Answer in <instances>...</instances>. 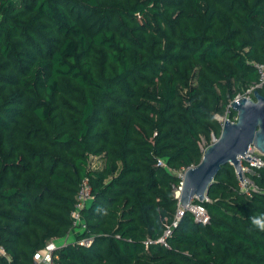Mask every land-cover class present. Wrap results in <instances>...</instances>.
<instances>
[{
	"label": "trees",
	"instance_id": "1",
	"mask_svg": "<svg viewBox=\"0 0 264 264\" xmlns=\"http://www.w3.org/2000/svg\"><path fill=\"white\" fill-rule=\"evenodd\" d=\"M254 61L264 0H0V264H34L68 234L84 177L77 239L91 242L59 247L56 264H264V193L240 192L231 164L192 199L207 223L187 211L168 247L144 245L176 211L171 170L199 163Z\"/></svg>",
	"mask_w": 264,
	"mask_h": 264
},
{
	"label": "water",
	"instance_id": "2",
	"mask_svg": "<svg viewBox=\"0 0 264 264\" xmlns=\"http://www.w3.org/2000/svg\"><path fill=\"white\" fill-rule=\"evenodd\" d=\"M235 122L225 120L214 142L206 147L199 163L188 168L182 179L178 201L186 207L193 198L203 201L209 185L223 165L231 164L244 183L243 168L238 156L255 161L247 155L251 145L264 156V95L254 91L253 99L241 98L232 102ZM257 162V161H256ZM50 264H56L51 260Z\"/></svg>",
	"mask_w": 264,
	"mask_h": 264
},
{
	"label": "built area",
	"instance_id": "3",
	"mask_svg": "<svg viewBox=\"0 0 264 264\" xmlns=\"http://www.w3.org/2000/svg\"><path fill=\"white\" fill-rule=\"evenodd\" d=\"M253 67L257 71L258 79L255 82H252L249 86L245 88V90L242 92V94H236L234 98L227 104L226 106V118L223 119L222 123L225 120H229L230 122H235L237 119V115L234 117H230L231 110H234L232 107L233 101H238L241 98H251L253 99V94L255 90H258L260 88H264V63L254 61L252 62ZM203 152V151H202ZM247 155L252 158L255 161H251L246 159L243 155L238 156L237 158L241 161V166L243 168V178L244 183L241 181L240 174L235 172V176L237 179V185L240 192L244 193L247 196H252L254 193H264V187L259 186L257 183L253 180V175L258 176V170L262 167H264V156L262 153L256 149L253 145L250 146ZM92 158L97 157H90L89 163L91 167L98 166L95 165ZM257 161V162H256ZM156 164L161 167H166L167 169L171 170L168 165H166L162 160L157 159ZM190 167L187 168H181L177 174L178 181L177 183L173 184V190L177 194L175 198L178 200V195L182 187V179L184 172ZM91 199V184L88 179V177H84L78 186L77 192L74 196V203L71 210V220L72 224L68 231V234L65 236L66 240L64 241L63 245L69 242H76L78 244H89L91 242V239L88 237L78 238L77 236L80 235V233L84 232L87 228L86 223L83 219V216L81 214V210L87 205V202ZM204 200H208L207 196H205ZM190 212L193 215V218L196 222L205 224L208 222L209 215L201 203L196 202H190L186 207H182L178 201L176 211L174 213L173 218L169 222H165L164 229L162 231L161 236L158 238L152 239L147 238L144 240V245L147 248L149 245H155L159 244L164 247H168V237L171 236L172 230L174 227L177 226L178 222L180 221L181 217L185 212ZM72 236V240L68 241V238ZM62 245V246H63ZM59 245L56 244V238H52L49 241H47L42 248L37 250L33 254V259L35 261L34 264H40V262H46L52 260V255L55 250H57ZM0 255L8 258L5 249L2 245H0Z\"/></svg>",
	"mask_w": 264,
	"mask_h": 264
},
{
	"label": "rangeland",
	"instance_id": "4",
	"mask_svg": "<svg viewBox=\"0 0 264 264\" xmlns=\"http://www.w3.org/2000/svg\"><path fill=\"white\" fill-rule=\"evenodd\" d=\"M191 75L192 76L190 78V81L192 83H194L195 80H196V74L195 73H192ZM242 92H243V90H241V87L236 89V94H238V93L239 94H242ZM226 116L227 115H226L225 109L222 112H216V113H214V117L217 119V121L219 122L220 125H221V122L223 121V119L226 118ZM215 138H217V137H216V135H215V133L213 131L210 132L209 138L207 137V135H201L200 138H199V146H200L201 151H203L206 147H208L211 143H213L214 140H215ZM92 159H93V162H94L95 165H100V162H98V157L97 158H92ZM179 170L180 169H172L171 171H172L173 174H175L177 176V174L179 173L178 172ZM172 191H173L174 197L177 196V194L173 190V187H172ZM50 239H52V238L47 239L45 241V243L47 241H49ZM56 244L59 245L60 244V241L58 240L56 242ZM50 263H51V261L40 262V264H50Z\"/></svg>",
	"mask_w": 264,
	"mask_h": 264
},
{
	"label": "crops",
	"instance_id": "5",
	"mask_svg": "<svg viewBox=\"0 0 264 264\" xmlns=\"http://www.w3.org/2000/svg\"><path fill=\"white\" fill-rule=\"evenodd\" d=\"M58 240L60 241L59 246H62L63 243H64V241L66 240V237H64V238L56 237V242H57ZM71 240H72V236L68 238V241H71Z\"/></svg>",
	"mask_w": 264,
	"mask_h": 264
}]
</instances>
